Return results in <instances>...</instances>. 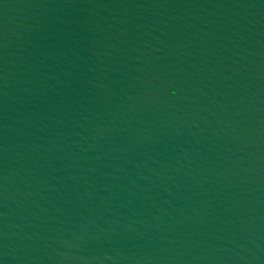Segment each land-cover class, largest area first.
Instances as JSON below:
<instances>
[{
    "label": "water",
    "instance_id": "water-1",
    "mask_svg": "<svg viewBox=\"0 0 264 264\" xmlns=\"http://www.w3.org/2000/svg\"><path fill=\"white\" fill-rule=\"evenodd\" d=\"M0 264H264V0H0Z\"/></svg>",
    "mask_w": 264,
    "mask_h": 264
}]
</instances>
